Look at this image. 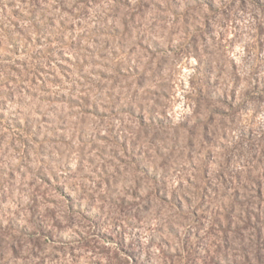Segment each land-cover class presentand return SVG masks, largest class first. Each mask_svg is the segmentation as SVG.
Listing matches in <instances>:
<instances>
[{
	"label": "rangeland",
	"instance_id": "rangeland-1",
	"mask_svg": "<svg viewBox=\"0 0 264 264\" xmlns=\"http://www.w3.org/2000/svg\"><path fill=\"white\" fill-rule=\"evenodd\" d=\"M0 264H264V0H0Z\"/></svg>",
	"mask_w": 264,
	"mask_h": 264
}]
</instances>
